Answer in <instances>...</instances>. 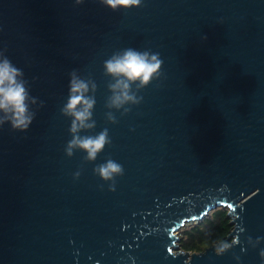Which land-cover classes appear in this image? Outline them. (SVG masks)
<instances>
[{
	"label": "water",
	"instance_id": "1",
	"mask_svg": "<svg viewBox=\"0 0 264 264\" xmlns=\"http://www.w3.org/2000/svg\"><path fill=\"white\" fill-rule=\"evenodd\" d=\"M128 48L163 63L124 113L104 62ZM0 51L37 101L25 132L0 127V264H264V0H0ZM72 71L96 84L81 135L111 140L94 162L65 152ZM108 159L114 183L93 171ZM216 208L238 242L180 249L181 227Z\"/></svg>",
	"mask_w": 264,
	"mask_h": 264
},
{
	"label": "clouds",
	"instance_id": "2",
	"mask_svg": "<svg viewBox=\"0 0 264 264\" xmlns=\"http://www.w3.org/2000/svg\"><path fill=\"white\" fill-rule=\"evenodd\" d=\"M102 4L112 10L120 8L129 9L141 4V0H100ZM76 4L83 3V0H75ZM203 39H206L204 37ZM163 61L159 53L139 51L133 48L124 49L114 53L104 62V70L107 76L114 78V83L108 85L111 96L108 99L107 107L120 110L124 113L130 109L125 105H136L141 102L142 97L136 95V91L146 87L153 79L160 76V69ZM28 82L24 79V73L17 68L0 51V127L9 124L13 131L25 132L32 124L35 112L30 106L36 105L35 98L30 96ZM136 85V91L133 90ZM96 84L92 80H85L79 77L76 71L70 73L69 94L62 114L71 118L70 134L72 139L65 148L66 155L72 157L74 152L79 150L86 153L85 160L94 162L106 145L111 143L108 130L104 129L96 135H81V132H88L95 128V121L92 119L95 98ZM107 119L115 123V117L111 112L107 113ZM103 181H113L117 176L123 175V167L116 161L108 159L105 163L94 168ZM79 176V173H76ZM217 242L215 252L222 255L237 243ZM252 247L260 243V238L253 241L248 239ZM264 261V250L259 253Z\"/></svg>",
	"mask_w": 264,
	"mask_h": 264
},
{
	"label": "trees",
	"instance_id": "3",
	"mask_svg": "<svg viewBox=\"0 0 264 264\" xmlns=\"http://www.w3.org/2000/svg\"><path fill=\"white\" fill-rule=\"evenodd\" d=\"M232 229L227 209L216 208L211 213L180 233L179 248L188 251H201L212 243L226 241Z\"/></svg>",
	"mask_w": 264,
	"mask_h": 264
},
{
	"label": "rangeland",
	"instance_id": "4",
	"mask_svg": "<svg viewBox=\"0 0 264 264\" xmlns=\"http://www.w3.org/2000/svg\"><path fill=\"white\" fill-rule=\"evenodd\" d=\"M211 213V212H210ZM209 213V214H210ZM208 214V215H209ZM207 215V216H208ZM198 223V222H197ZM193 224H196V222H191V223H188V224H186V225H184L183 227H181V229L179 230V232H178V237H180V233L183 231V230H185L186 228H188V227H190L191 225H193ZM178 242H179V240L176 242L177 244H178Z\"/></svg>",
	"mask_w": 264,
	"mask_h": 264
}]
</instances>
